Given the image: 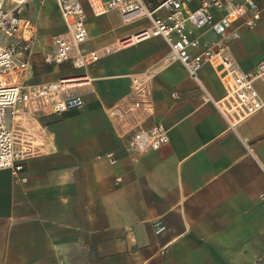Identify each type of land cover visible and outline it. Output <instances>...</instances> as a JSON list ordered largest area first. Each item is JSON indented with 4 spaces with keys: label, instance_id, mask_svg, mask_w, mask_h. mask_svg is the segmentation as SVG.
<instances>
[{
    "label": "crops",
    "instance_id": "0c3cea01",
    "mask_svg": "<svg viewBox=\"0 0 264 264\" xmlns=\"http://www.w3.org/2000/svg\"><path fill=\"white\" fill-rule=\"evenodd\" d=\"M258 5L260 21L240 27V40L228 47L243 73L264 58V0ZM198 7L194 1L187 9ZM84 8L89 50L130 41L75 69L49 60L52 38L64 32L56 5L31 0L24 7L33 25L24 36L34 37L24 85L77 79L85 106L22 123L40 154L26 162L25 184L0 171V264H264V115L229 127L211 102L225 95L211 67L198 74L208 99L179 63L166 62L162 38L133 40L146 20L125 24L115 11L93 17ZM187 29L199 41L193 55L219 40L207 28ZM151 70L154 115L144 127L163 125L168 141L138 157L124 152L107 111L129 92L131 77ZM255 88L264 101V85ZM154 223L165 231L155 234Z\"/></svg>",
    "mask_w": 264,
    "mask_h": 264
},
{
    "label": "built area",
    "instance_id": "2783aa9c",
    "mask_svg": "<svg viewBox=\"0 0 264 264\" xmlns=\"http://www.w3.org/2000/svg\"><path fill=\"white\" fill-rule=\"evenodd\" d=\"M30 1L0 0V171H9L14 184L27 183L26 162L40 154V147L22 123L38 116L81 110L85 106L77 91L81 85L77 79H61L38 87L24 85L34 38L24 36V33L30 34L33 27L23 16L24 7ZM53 1L64 32L52 38L49 59L52 64L67 63L75 69H84L129 43L130 39H124L114 47L87 48L89 35L84 4L93 17L115 11L125 24L146 20L148 27L133 40L162 38L169 50L166 62L179 63L208 99L198 74L205 65L213 69L225 95L218 101H210L229 127L234 129L254 115H264V101L255 88L256 83L264 85V58L251 72L243 73L228 57L229 43L241 38L238 29L254 28L260 21L259 0H164L154 8L147 4L151 0ZM194 1L199 2V7L188 10V5ZM212 8L221 14L218 20ZM161 10L167 13L163 19L155 17ZM236 23L239 25L232 29ZM188 24L195 30H211L219 40L199 54H191L190 50L199 47V41L191 38ZM155 76L156 71L151 70L131 77L129 92L107 111L113 130L125 143L124 152L138 157L158 151L168 141L163 125L144 127L154 115L151 85ZM174 98L179 99L177 95ZM12 121L14 125H10ZM105 159L110 164L116 162L113 154L106 155ZM259 201L264 206V192L259 195ZM154 229L155 234L165 231L161 223H154Z\"/></svg>",
    "mask_w": 264,
    "mask_h": 264
},
{
    "label": "rangeland",
    "instance_id": "374dc122",
    "mask_svg": "<svg viewBox=\"0 0 264 264\" xmlns=\"http://www.w3.org/2000/svg\"><path fill=\"white\" fill-rule=\"evenodd\" d=\"M47 1H51V2H53L54 3V1L53 0H47ZM54 5H55V3H54ZM60 16V14H59V12H58V17ZM60 18V17H59ZM58 24L60 25V28L61 29H63V31H64V27L63 26H61V22H60V19H58ZM32 43H33V41H32Z\"/></svg>",
    "mask_w": 264,
    "mask_h": 264
}]
</instances>
